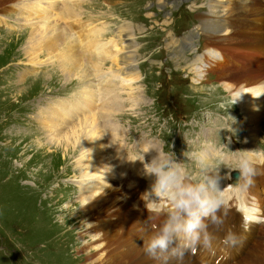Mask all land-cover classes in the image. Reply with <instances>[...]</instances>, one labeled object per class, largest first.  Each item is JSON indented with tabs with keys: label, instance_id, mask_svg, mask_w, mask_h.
Returning a JSON list of instances; mask_svg holds the SVG:
<instances>
[{
	"label": "rangeland",
	"instance_id": "374dc122",
	"mask_svg": "<svg viewBox=\"0 0 264 264\" xmlns=\"http://www.w3.org/2000/svg\"><path fill=\"white\" fill-rule=\"evenodd\" d=\"M63 1L57 3L58 9L63 3H67V0ZM82 1L83 7L70 4L71 10L74 7L73 12L84 27L107 26L103 34L105 41L111 40L121 26H132L130 35L134 40V65L140 76L133 87L140 89L141 96L146 101L136 109H131L132 103L125 102L126 111L113 118L120 127L124 126L123 130L127 134L125 142L121 143L122 146L119 145V163L111 149L112 144L107 143L105 146L106 161L111 163L113 169H118L121 173L134 172L141 163L139 159L147 155L143 152L142 144L145 146L144 142H148V147L156 145L163 153H174L176 159L195 178L203 175L204 167H221L222 174H231L241 157L251 161L254 174H258L260 168L263 171L264 166L259 165L258 161L262 159L260 155L264 156V123L260 138L252 139L251 146L245 147V141L250 136L243 114L234 105L235 100L230 91L217 78L221 73L228 74L231 80H225L229 83L237 85L245 80L253 86L258 80L264 79L263 44L259 43L260 46L256 47L237 45V40L221 45L219 42H205L207 39L198 28L201 24L198 18L200 14L210 13L214 7L211 4L210 8L211 0ZM21 3L22 6H18ZM23 3L26 2L0 0V264H100L96 259L101 252L94 250L93 245L87 250H78L83 244L78 236L85 231V227L83 228V214L75 201L79 194L77 183L80 178L75 171L74 156L64 158V153L58 154L54 148L38 144L41 138L47 136L35 120L41 109L55 110L49 108L51 106L47 107L49 103H54L58 109L56 102L68 101L69 104H75L82 101L78 96L82 86L95 82L94 86L100 87L99 81L93 77L97 75L96 70L92 69L94 61L90 56L84 62L72 58L66 61V73H62L56 59L44 54L49 48H43L38 57L41 64L31 66L30 58L24 55V49L32 29L38 26L59 32L62 39L57 45L62 51H66L65 28L73 25L74 32H80L82 28L78 23L67 21L62 15L56 18L57 12L44 14L47 18L55 15L48 22L36 21L32 17V22L25 24L19 12L25 7ZM46 8L49 10V7ZM225 27L229 29L230 26ZM78 37L76 35L74 39L78 41ZM188 38L194 40L189 41L187 46L183 45L182 42ZM212 47L225 56L226 62L219 69L214 68L215 64H211V59L200 57L207 48L213 49ZM74 52H79L76 44ZM59 62L61 66L63 63ZM208 63L213 70L205 71ZM105 65V73H109L108 68L112 64L109 61ZM203 71L205 74H202ZM80 73H83L82 77ZM117 83L120 84L119 81ZM116 95H120L119 102L129 99L128 94L122 91H118ZM84 104L85 101L79 104L80 114H72L71 122L74 124L81 122L84 117H95L101 123V118L107 115L105 111L110 108L103 104L100 107L99 102L93 103L94 106ZM206 144L218 149L217 156L211 161L203 155L200 157L202 153L205 156L212 153L211 149L204 148ZM145 158L147 161L149 156ZM226 158L230 160L227 161ZM124 161L125 166L122 165ZM139 177L144 176L139 174ZM119 181L120 183L115 181L118 190L121 184V180ZM263 185L264 177L254 178L255 193L262 192L264 195ZM252 197L258 201L257 197ZM261 206L264 209V205ZM160 212L150 210L149 213L156 216ZM228 231V226L225 232L220 233L212 232L208 227L209 234L216 241L213 240V244L208 245L209 248L200 245L199 247H204L202 253L194 251L192 254L197 255L191 257L199 264H207L211 263L205 261L210 258L208 253L215 251V256L220 257L214 262L222 264L227 258L223 254L228 247H237L247 253L253 245L264 241L262 234L257 235V239L248 235L241 236L243 243L238 239L234 246H225L223 238ZM236 235L240 237L241 234L236 232ZM216 236L219 237L218 242ZM89 252L94 254L89 257ZM235 259L236 257H230L227 264L230 261L236 264L238 261H234Z\"/></svg>",
	"mask_w": 264,
	"mask_h": 264
},
{
	"label": "bare ground",
	"instance_id": "6f19581e",
	"mask_svg": "<svg viewBox=\"0 0 264 264\" xmlns=\"http://www.w3.org/2000/svg\"><path fill=\"white\" fill-rule=\"evenodd\" d=\"M24 1L26 2L25 4L23 3L25 7L19 12L25 24L31 23L32 17H35L34 19L36 21L48 22L55 15L47 18L44 14L57 12L56 18L62 15L61 17L64 16V19L67 21H73L74 24L78 23L79 27L82 28L81 31L78 29L80 32H74L73 25H69L65 28L68 50L62 51L61 47L58 46L60 39H62L59 32H52L50 29L48 31L45 27L38 28V26H35L36 29H32L30 33L31 38H28L27 47L24 49V55L30 58L29 64L31 66L41 64V62L38 61V57L43 48H49L44 51V54L52 55V57L56 59V63L59 65L58 67L62 73L65 72L64 67L66 66V61L73 58L84 62L88 61V56H90L92 61H94V67L92 66V69L96 70L97 74L93 77L100 83V87H95V82H92V84L82 86L80 91L78 89L75 93L79 91L78 96L82 101H77L75 104H69L68 101H65L66 103L56 102L58 109H56L57 106H54V103H49L47 107L51 106L49 108L55 110L50 111L48 108L41 109L38 107L41 110L40 113L38 111L39 116L35 117V120L45 131V135L47 136L41 138V142L39 141L38 144L54 148L55 152H58V154L64 153V158H67L68 155H70L71 158L74 156L75 171L80 178L77 183L79 184V194L75 201L78 203L79 211L83 214V228L85 227L84 234L80 233L78 236V240L83 243L78 250H87L93 245L94 250L98 249V251L101 252L96 259L100 264H164L162 258L152 259L145 255L143 243L152 235V232L158 228V226L164 223L167 218L166 213L168 212V204H165L164 200H161L157 205L153 204L152 199L154 197H151L149 193L152 181L144 175L142 163L138 164L135 171L132 173H121L118 169H113L111 163L106 161V144H112L111 149L115 152L116 158L118 159L117 162L119 163V145L124 143L127 137L126 132L123 130L124 126L120 127L118 121L113 118L126 111L125 102L129 104L132 103L131 109H136L141 104L146 103L141 96L142 92L140 89L136 90L137 87H133V84L139 81L140 76L134 65L135 61L133 54L135 51L132 50L134 49L132 45V41L134 40H132V36L130 35L132 26L128 25L130 28L121 26L111 40L105 41L103 34L107 26H103L102 28L84 27L74 14V7L71 10L70 4L79 7L81 5V7H83L84 2L82 0H67L68 4L63 3L62 7L60 6L61 8L59 9L57 3H59L60 0ZM239 1L245 2V0H211L210 8L212 7L211 4H214V7L211 9L210 13L208 15L200 14L199 18L197 17L201 22L200 26H198V28H200L199 31L203 32L207 39L205 42L208 44L219 42L221 45L224 42L231 43V40H237L239 42L237 45L245 44L256 47L260 46L259 43L264 45V28L252 23L256 26L254 27L244 20V18L255 20L264 19V9L260 1L254 0L255 3L251 2L248 5L244 2L242 4L237 3ZM18 6H22V3ZM46 7H49V10H46ZM76 9L77 8H75V10ZM220 17L225 19H219ZM226 25L230 26L229 29L225 27ZM256 31L258 33H255ZM76 35H79L78 41L74 39ZM191 36L194 38V35ZM224 36H226V38ZM193 40L190 38L185 39L182 44L187 46V43ZM75 44L79 49L77 53L74 52ZM207 50L211 51L212 49L207 48ZM208 57H213V54L206 53V58ZM59 60L63 63H61V66ZM109 61L112 67L108 68L110 71L109 73H105V64ZM222 65L223 63L221 62H215L216 67L214 66V68L219 69ZM51 66L53 65L51 64ZM224 68L225 66H223V69ZM204 69L208 71L207 68ZM210 70H213V68H210ZM89 71H91V69ZM205 71H203L202 74H205ZM220 73L218 72V74ZM82 75L83 73H80L81 77ZM217 78H220V83L226 90L230 91L235 100L234 105L239 107L241 114H243V121L246 122L247 131L250 136L245 141V147H250L253 142L252 139L256 140L260 138L261 129L263 128L264 79L258 80V83H255L253 86L249 83L247 84L245 80H242L237 85L235 83H229L226 81L231 80L228 74L225 75L221 73L220 77ZM71 81H73V79ZM117 81H119L120 84L117 83ZM118 91L128 94L129 99H122L119 102L120 95H116ZM83 101L86 103L84 106H92L93 103L98 104V102L100 103V107L102 104L104 106H110V108L105 111L107 115L101 118L103 119L101 123H98L94 119L95 117H84L81 122L75 124L71 122L72 114H80L79 106L81 105L79 104ZM96 111L98 112V110ZM246 137H248V135ZM144 144L145 146L142 144L143 152L147 154L145 157L149 156L147 161H150L157 155L156 151L159 150L155 144H152L155 145L153 147H148L147 145L150 144L148 142H144ZM205 147L212 150V153L209 155L207 152L208 156L202 153ZM204 148L200 157L203 155V157L210 158L211 161L214 156H217L216 153L218 154V152L214 149L215 147L213 145L206 144ZM145 157L144 160L146 159ZM226 160L228 161L230 158H226ZM258 162L259 165H263V159ZM125 164L126 161H124L122 165L125 166ZM210 165H212V162ZM139 174H142L144 177L140 178L141 176L139 177ZM116 180H118L119 183V180H121L119 190L115 183ZM226 180H224V182L227 183H223L225 187L223 191L224 203L228 206L237 207L241 220L244 218L246 229L249 233H254V226L262 229L261 234L264 239V225L260 226L263 213L261 204L254 197H247L249 194V190H247L248 186H246L242 180L239 182H233L232 178L231 180ZM237 195H239V199H236ZM136 198H140L141 200H137ZM137 208H141V210L138 211ZM161 208L163 209L161 210ZM67 209L69 208L67 207ZM150 210L161 212L153 216L149 213ZM73 216L76 218V214ZM224 225L225 223H223L218 233L227 230V225ZM211 227L215 228L217 226L211 224ZM218 236H216L217 242L219 240ZM194 251L199 252L197 249L190 252L193 253ZM93 254L94 252H89L87 255L90 257V255ZM87 255L86 257H88ZM223 255L227 256V258L225 261L221 262L222 264H227L230 257H236L234 260L238 261L236 264H264V241H259L257 244L253 245V248L247 253L240 251L237 247L236 249L228 247L227 252ZM208 256L210 258H207L205 261L211 263L207 264H216L214 261L216 258L220 257L215 256V251L209 252ZM167 264L199 263L186 254L182 259L174 257L169 258Z\"/></svg>",
	"mask_w": 264,
	"mask_h": 264
},
{
	"label": "clouds",
	"instance_id": "9594fccd",
	"mask_svg": "<svg viewBox=\"0 0 264 264\" xmlns=\"http://www.w3.org/2000/svg\"><path fill=\"white\" fill-rule=\"evenodd\" d=\"M156 152L150 161L146 162L144 155L139 160L144 175L152 181L149 193L154 197L153 204L167 201L168 212L164 223L144 241L143 250L148 257L162 258L167 264L169 258L182 259L196 247L210 244L209 223L223 225L224 219L219 215L224 207L223 182L232 177L230 173L222 174L221 167H204L203 175L195 178L174 153ZM234 170L238 173L237 182H251L254 168L248 158L241 157ZM238 239L234 232L228 231L223 243L234 246Z\"/></svg>",
	"mask_w": 264,
	"mask_h": 264
}]
</instances>
